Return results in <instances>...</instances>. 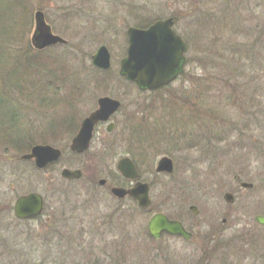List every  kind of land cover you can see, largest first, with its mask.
Returning <instances> with one entry per match:
<instances>
[{
  "label": "rangeland",
  "instance_id": "obj_1",
  "mask_svg": "<svg viewBox=\"0 0 264 264\" xmlns=\"http://www.w3.org/2000/svg\"><path fill=\"white\" fill-rule=\"evenodd\" d=\"M33 5L28 26L14 27L15 41L4 42L5 73H23L16 55L23 59L22 52L37 51L30 45L36 10L67 45L37 51L63 66L55 81L51 68L41 73L51 82L40 94L48 106L40 95L0 93V264H229L236 258L241 264L263 263L255 260L264 254L257 246L264 244V226L254 217L264 216V0H36ZM3 11L2 6V38L12 22ZM166 18L176 20L188 64L164 88L139 91L118 75L127 30ZM100 46L110 53L108 71L90 61ZM101 97L121 102V113L111 118L115 128L106 133V124L96 126L89 149L74 154L71 139ZM32 139L31 145L62 150L53 168L37 170L32 161L21 160L29 150L21 154L16 147ZM130 152L139 162L140 180L150 186L148 210L110 195L113 185L131 187L116 170V162ZM164 156L172 159L173 173L157 175L156 162ZM63 168L80 170L82 178H61ZM101 179L108 184L97 185ZM243 182L251 189L241 188ZM29 193L43 197L45 214L17 222L14 202ZM225 193L233 194L232 204L223 199ZM157 212L180 221L192 239L150 240L146 226ZM50 214L54 219L47 221Z\"/></svg>",
  "mask_w": 264,
  "mask_h": 264
},
{
  "label": "water",
  "instance_id": "obj_2",
  "mask_svg": "<svg viewBox=\"0 0 264 264\" xmlns=\"http://www.w3.org/2000/svg\"><path fill=\"white\" fill-rule=\"evenodd\" d=\"M34 32L31 36V45L36 50H44L57 44L67 43L63 38L54 35L49 25L45 22L43 12L36 10L34 13ZM174 21L168 18L158 21L147 29L129 28L128 47L126 57L121 59L119 73L128 81L135 83L141 90L154 91L163 88L174 81L183 72L186 63L184 53L186 47L183 41L172 29ZM92 65L101 70H108L111 67L110 53L105 46H100L91 57ZM97 109L85 117L80 128L70 144V150L81 154L89 149L93 137L94 127L98 122L105 123L120 107V103L109 97H101L97 100ZM114 125L107 126V133L112 132ZM61 157V151L49 145L33 146L28 154L22 155V160H33L35 167L44 169L51 163L57 162ZM118 174L131 181H137L139 174L137 169L128 157L120 159L116 165ZM173 162L170 158L162 157L158 160L155 172L172 174ZM79 170L64 168L60 176L66 180H77L81 177ZM106 184L104 179L98 181L99 186ZM241 188L251 189L252 185L241 183ZM111 195L117 199L130 197L136 201L140 209H147L151 205L149 197V185L137 181L129 189L113 187ZM234 196L225 193L223 199L226 203L232 204ZM43 209V197L38 193H29L16 199L13 206V215L18 220H29L39 216ZM193 215H198L195 206H189ZM254 222L264 226V216H255ZM149 235L159 240L163 232L172 236H180L186 241L192 238V234L184 229L181 222L169 221L162 213L154 214L147 223Z\"/></svg>",
  "mask_w": 264,
  "mask_h": 264
},
{
  "label": "trees",
  "instance_id": "obj_3",
  "mask_svg": "<svg viewBox=\"0 0 264 264\" xmlns=\"http://www.w3.org/2000/svg\"><path fill=\"white\" fill-rule=\"evenodd\" d=\"M33 1L35 2L36 0H9V1L5 0L4 3L0 0V4H2L3 9L5 10V12L3 11L5 14V18L12 19V22L10 23L11 25L6 29V33H5L6 36L3 38L0 37V40H2V42L0 43L2 45V47L0 48V54H2V55L5 54V51L3 48L4 42H7L9 45H11L12 42L15 41L14 36H12V34H10V31L12 29H14V27H17L20 24L22 26V22L24 23L25 28L28 26L29 20H28L27 16H31L32 9H34V6H35V5H33ZM38 5L40 6V3H38ZM2 6H0L1 9H2ZM16 18H18V20H16ZM146 24H148V23H146ZM146 24H145V26H148ZM142 25H144V24H142ZM141 27L142 26H139V28H141ZM7 52L9 53L8 47H7ZM29 53L30 52H28V50L22 52L23 59H20L19 53L16 55V56H18V58L20 60V61H17L18 69H19V66L21 67V65H22L23 70H24L23 73L20 71V74H18V75L15 71L6 74L4 71L5 68L3 66H6L8 62H6L5 60L0 61V93H4V92H6V90L15 89L18 91V94H20L19 96L28 97V98L30 96H32L33 94H35V97H37L40 94L46 93L45 88L48 87L47 85L50 84L51 82L49 80L47 82H45L42 78H44L46 76L42 77L41 73L46 71V69L49 70V68H51L50 71H52L51 72L52 77L50 79H52V81L58 80L57 79L58 73L61 71V69L63 67L61 64H58V62H60V61H58L56 59H55V61H52L51 59H49L47 57L42 58L41 57L42 52L36 51L35 53H32V54L31 53L29 54ZM31 63H33V65ZM30 66H32V67L29 68ZM47 66H49V67H47ZM26 67L28 68L29 72L26 71L27 70ZM18 69H16V70H18ZM35 78L37 79V82H35V80H34ZM0 96H3V95L0 94ZM40 98H41V101L43 102L42 105L48 106L47 105L48 101H47L46 96L40 95ZM1 103H0V106L3 107V105H1ZM4 108L7 109V107H4ZM0 110H1V107H0ZM12 123H14L13 120H12ZM76 128H77V126H76ZM76 128L74 130H76ZM2 130L3 129H0V131H2ZM52 132H54V131H52ZM33 143L35 144L34 139H32L30 141V143H27L25 146L16 147L17 148L16 150L21 154L23 152H27L33 146V145H31ZM130 154H132V153L130 152ZM53 165H55V164L48 166V169L53 168ZM121 181H122V179H121ZM147 236H148V234H147ZM148 238L150 240H152L149 236H148ZM257 246L260 247L264 252V244H259ZM259 256L262 260L260 261V260H258L259 259L258 258L255 261L256 262H263L261 264H264V254L261 255L259 253L258 257ZM232 263L241 264L242 261H240V259L236 258V259H234V261L232 260L229 262V264H232ZM252 264H254V262Z\"/></svg>",
  "mask_w": 264,
  "mask_h": 264
},
{
  "label": "flooded vegetation",
  "instance_id": "obj_4",
  "mask_svg": "<svg viewBox=\"0 0 264 264\" xmlns=\"http://www.w3.org/2000/svg\"><path fill=\"white\" fill-rule=\"evenodd\" d=\"M176 21V20H175ZM151 25V24H150ZM149 26V25H148ZM148 26H144V27H141V29H147L148 28ZM176 33V32H175ZM176 35L178 36V37H180V39L183 41V39H182V36H180V35H178L177 33H176ZM187 64H188V62H186V66H187ZM120 102V101H119ZM121 103V102H120ZM120 110H118V111H116V113L115 114H117V113H121V112H119ZM114 114V115H115ZM113 115V116H114ZM112 116V117H113ZM110 122H112L113 124H114V128H115V123L113 122V121H111L110 120ZM103 124H105V123H98L96 126H98V125H103ZM107 126V125H106ZM96 128V127H95ZM95 128H94V130H95ZM106 129V128H105ZM123 157H129L132 161H133V163L135 164V166L138 168V165H139V162H137V159H136V156L134 155V153H132V154H130L129 156H123ZM123 157H121V158H123ZM120 158V159H121ZM119 159V160H120ZM138 170V169H137ZM157 175H163V174H157ZM105 180V179H104ZM139 181L141 182V183H146L145 181H142V180H140V175H139ZM106 182V184H103L104 186H106L107 184H108V182H107V180L105 181ZM133 185V183H131V186ZM113 187H122V186H117V184L116 185H113V186H111L110 187V189L109 190H111ZM135 203V202H134ZM12 214H13V207H12ZM45 214V211H44V208H43V211H42V213L38 216V217H36V218H34V219H31V220H18V219H16L14 216V220H16L17 222H22V221H32V220H36V219H39V218H43V215ZM54 214V213H53ZM54 219V215H52V214H50V215H48L47 216V221L48 220H53ZM175 221H178V220H175ZM184 228H185V226H184ZM186 229V228H185ZM187 230V229H186ZM188 231V230H187ZM189 232V231H188ZM191 233V232H190ZM166 236H168V237H171V235L169 236V235H167V234H165V233H162V236H161V238H163V237H166ZM175 238H179V237H175Z\"/></svg>",
  "mask_w": 264,
  "mask_h": 264
}]
</instances>
